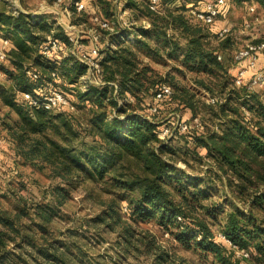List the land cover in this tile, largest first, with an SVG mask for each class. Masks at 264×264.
I'll return each instance as SVG.
<instances>
[{
    "label": "trees",
    "instance_id": "1",
    "mask_svg": "<svg viewBox=\"0 0 264 264\" xmlns=\"http://www.w3.org/2000/svg\"><path fill=\"white\" fill-rule=\"evenodd\" d=\"M182 1L183 10L163 8L166 0H162L159 10H152L146 0H128V6L139 9L155 23L157 18H166L169 24L179 28L187 38L184 64L208 75V78L199 77L195 82L212 95H220V99L221 94L227 92L224 100L210 103L197 91L175 82V89L170 85L173 94L159 103L170 104L175 98L178 106L192 111L191 117H198L197 113L203 109L222 120L218 129L204 131L196 137V145L207 150L209 171L222 179V185L233 196L230 198L233 209L227 214L222 233L233 245L250 251L251 258L246 260L259 256L261 262H264V89L253 90L248 85H235V73L232 81L228 66L218 59L220 55L216 48L208 45L211 33L217 35L219 31L214 29L218 20L207 25L210 30L200 23L190 22L184 10L194 2V7L204 6L205 2ZM260 1L264 3V0ZM98 2L105 5L101 6L104 15L115 14L112 0ZM69 8L75 18L72 20L73 24H80L81 20H85L86 8L78 11L72 1ZM153 32H157L156 27L151 31L145 30L144 34L149 36ZM50 34L60 39L62 50L59 56L44 59L40 46ZM0 35L12 41L5 59L11 62V67H0L11 80V88L3 87L0 97L19 115L17 125L10 126L9 135L26 158L48 159L54 164L58 162V174L67 182L72 180L70 184L73 188H78L73 183L76 179L71 177L72 172H78L74 168L75 162L90 170L97 178L110 173L119 186L126 189L138 188L140 195L133 209V214L137 217L142 220L155 217L157 223L167 231L177 228L176 235L186 246L214 255L222 264H243L242 259L236 256L234 247L218 236L206 218L194 212L195 201L209 195V190L217 185L216 179L191 178L189 173L178 167L170 155L176 152L175 149L161 137L167 124L161 125L135 106L137 104L143 109L147 98L155 97L166 81L158 77L152 67L140 63L124 40L115 39L117 48L109 47L100 54L101 67L97 74L106 80V85L89 84L86 89H81L76 84L72 91L78 100L85 102L80 106L87 107L93 113L89 121L92 132L98 137V144L73 153L70 161L67 153L71 152V147L56 144L46 134L48 130H59L62 125L70 131L68 120L60 112L22 101L20 94L26 91L35 94L36 90L45 88L48 84H53L66 94L64 89H73L68 88L65 81L70 84L78 82L82 75L88 73V66L74 55L65 54L66 50L73 48V43L63 25L57 23V19L24 12L11 5L10 0H0ZM113 38L115 37L111 36L109 40L113 41ZM260 42L262 41L257 40V43ZM148 44L144 43L145 46ZM28 66H33L39 74L37 79L27 75ZM86 102L90 103L87 105ZM109 108L112 109L111 112ZM159 108L160 105L158 110ZM54 118H58L59 123ZM192 119L182 118V121L190 122ZM180 132L189 133L191 129ZM29 134H39L41 137L32 138L31 143H28ZM127 161L139 167V172L130 179H121L115 171L119 164H123L120 167L124 166ZM170 188L179 192L182 197L177 199ZM54 189L49 205L36 209V215L41 218L38 225L41 233L31 231L33 234L16 238L15 234H11L10 227L14 228L13 223L0 215V264H78L81 255H75L73 245L62 241L58 237L59 233H54L55 229L49 225L55 214V198L63 204L70 191L67 187ZM85 194L91 193L85 191ZM241 205H245L248 210L245 211ZM110 206L112 208L114 204L111 203ZM111 210L104 214L114 216L115 208ZM106 217L100 214L94 221H105ZM92 221L89 222L92 224ZM66 251L72 254L68 255Z\"/></svg>",
    "mask_w": 264,
    "mask_h": 264
},
{
    "label": "rangeland",
    "instance_id": "2",
    "mask_svg": "<svg viewBox=\"0 0 264 264\" xmlns=\"http://www.w3.org/2000/svg\"><path fill=\"white\" fill-rule=\"evenodd\" d=\"M226 1L228 8L224 14L217 18V22L221 25H229L231 30L222 37L216 34L212 35L208 31L211 33L208 45L210 48H216L221 57L218 59L228 66L233 81L237 65L234 60L236 51L248 43H257V40L264 41V3L260 0ZM87 2L85 20L76 24L82 31L80 35L82 48L66 50L65 54H72L79 59L90 49V39L83 40L88 36L96 35L98 37L101 53L109 47L116 49L118 44L115 39H122L136 54L140 63L152 67L158 77L165 79L167 84L172 85L174 89L176 88L175 82L183 86L187 85L208 102V97L212 93L195 82V79L208 78V75L190 69L184 64L187 38L179 28L169 24V20L166 18H157L155 23L151 17L144 15L133 6H128L126 2L119 5L118 0H112L115 14L110 16L103 14V8H101V6H105L103 3L98 0H87ZM70 3L71 0H62L61 2L58 0H23L22 3L20 2V7L15 6V8L28 11L31 14L32 12L41 13L51 19L62 18L67 21L66 19L69 18L72 22L75 19L74 15L70 11V18L65 11ZM183 4L182 0L179 2L178 0L173 2L166 0L163 8L179 10L183 8ZM195 4L196 2L184 10L185 15L190 22L200 23L208 29L207 25L191 15L190 10ZM250 4L256 5L255 11L249 10ZM96 5L100 6V11ZM126 13L127 15H125ZM96 16L99 20L95 19ZM100 21L107 22L109 26H103ZM144 21L151 24V27H144ZM155 27L157 32H153L149 36L144 34L145 30L151 31ZM158 33H161L160 36L157 35ZM111 36L115 37L113 38L114 42L109 40ZM145 42L149 44L145 46ZM1 65L11 67V62L0 60V67ZM260 68L264 69V64ZM65 82H67L68 88L73 89H64L70 98V104L55 112H60L68 120L71 130L68 131L66 126L59 125L61 126L59 130H48L46 134L47 138L54 139L56 144L62 147H71L69 148L71 152L67 153V159L72 161L73 153L98 144V137L92 132L89 121L93 113L87 107L80 106L85 102L78 100L72 91L76 84L77 87L86 89L89 84L106 85V80L100 78L95 71L90 70L87 74L82 75L76 83L70 84L67 80ZM3 87L11 88V80L0 68V90L4 89ZM226 93H219L222 95V100ZM150 104L160 105V110L154 113L150 109L151 107L149 108ZM178 104L175 98L170 104H160L151 96L147 98L143 109L139 108L137 104L135 106L141 113L160 122L161 125L167 124L170 131L166 135L161 133V137L175 149L176 152L170 153V155L178 167L189 173L191 178L205 180L208 177H213L216 179L217 185L209 190V195L200 197V201H195L194 212L206 218L219 235L228 212L233 209L230 203L233 196L222 185V179L209 171L210 161L207 150L196 145V137L204 131L218 129L222 120L213 113L201 109L197 116L204 127L195 126L189 133L180 132L177 127L178 121H182V118L190 120L194 117H191L193 114L190 109L178 106ZM109 110L112 111L111 108ZM55 112L54 114H56ZM18 120V113L0 97V215L13 223L14 228L10 227V229L11 234H15L16 238L21 239L22 235L33 234L31 231L41 233L38 228L41 218L36 215V209L46 204L49 205L55 192L54 188L67 187L70 191L63 204L58 202L57 197L55 198L53 205L55 214L49 225L55 229L54 233H59L58 237L63 239L62 241L73 245L72 249H75V255L77 253L81 255L78 264H222L214 255H207L186 246L177 237V228L167 231L157 223V218L142 220L133 214L137 203L136 199L140 195L138 188L126 189L119 186L110 173L97 178L90 170L76 162L74 168L78 172H72L71 177L76 179L73 183L78 188H73L70 184L72 180L67 182L58 174L56 170L59 167L58 162L54 164L48 159L26 158L9 135L10 126L15 127ZM54 120L59 123L58 118H54ZM42 136L44 137V135ZM38 137L41 136L29 134L27 141L31 143L32 138ZM119 165L115 173L121 179H130L133 174L139 172V167L131 162H125L121 167ZM120 173L124 175L121 176ZM85 191L91 194H85ZM172 191L177 199L182 197L176 190L172 189ZM111 203L114 204L112 208H115L116 212L114 216L110 213L104 214L112 211ZM241 207L245 211L248 210L245 205H241ZM100 214L107 216L106 220L94 221ZM91 220H93L92 224L89 222ZM20 239L16 241L20 242ZM66 254L70 255L72 252L66 251ZM257 257L255 256L253 260L241 257L240 259L243 264H264L259 256ZM32 262L35 263L34 260Z\"/></svg>",
    "mask_w": 264,
    "mask_h": 264
},
{
    "label": "built area",
    "instance_id": "3",
    "mask_svg": "<svg viewBox=\"0 0 264 264\" xmlns=\"http://www.w3.org/2000/svg\"><path fill=\"white\" fill-rule=\"evenodd\" d=\"M62 0H58L61 2ZM149 7L152 10H159L160 4L162 0H146ZM168 1H177V0H168ZM205 2L204 6L194 7L190 10L191 15L197 19L198 21L211 25L217 21V18L224 14L228 8V4L226 0H201ZM72 3L76 6L78 11H82L85 9L86 3L84 0H73ZM70 5V4H69ZM69 5L66 8L67 14L70 16V8ZM250 11L256 10L255 4L249 5ZM35 15V14H34ZM71 18V16H70ZM96 20H99L98 17H95ZM64 21L62 18L57 19V23L63 25L66 33L69 36L70 41L73 43V48H82L80 45L81 40V30L77 27V25L71 22V19H66ZM103 26H108L107 22H102ZM249 26V23H247ZM231 30V27L227 24L223 25L217 35L222 37L226 35ZM90 39V49L85 52L79 59L88 66V71L93 72L100 71V54L101 49L98 46V37L96 35L88 36ZM0 41L4 43H0V60H5L7 58L8 50L12 46V41L0 35ZM264 45V41L260 43H248L244 47L239 48L234 57L237 63H242L244 60H247L246 64H240L238 67L237 73L234 76V83L238 87L243 85H248L249 89L258 90L264 89V69L260 68V58L261 53L264 51V48L261 46ZM62 50V44L59 38L55 37L53 34L47 36L46 40H44L40 46V53L44 59H53L55 56H59ZM219 58H221L219 56ZM27 75L32 77L33 79H37L39 74L35 72L33 66H28L26 69ZM53 75L56 73L53 72ZM173 94L172 87L164 83L160 87V89L156 92L154 99L156 102L164 100L170 97ZM21 100L26 103L35 106V107H43L45 109H50L54 111H59L63 107L70 104V98L53 84H48L47 87L36 90V93L33 92H22L20 94ZM133 100V98H130ZM264 99V95H263ZM208 102L217 103L220 102L221 99L219 97L209 95ZM150 109L155 113L158 111V106L156 104H151ZM203 127L200 119L198 117H194V121L184 122L178 121L177 127L182 131H189L193 127ZM170 129L167 127L162 134H168ZM221 239H223L228 244L232 245L235 249L236 256L244 259H248L250 257V251L247 249L240 248L236 245L232 244V241L226 237V235L222 232L218 235Z\"/></svg>",
    "mask_w": 264,
    "mask_h": 264
},
{
    "label": "crops",
    "instance_id": "4",
    "mask_svg": "<svg viewBox=\"0 0 264 264\" xmlns=\"http://www.w3.org/2000/svg\"><path fill=\"white\" fill-rule=\"evenodd\" d=\"M71 1H73V0H71ZM86 1H87V0H84L85 3H86ZM20 2L22 3L23 0H19V3H20ZM124 2L128 3V0H120V1L118 0L119 5H120V3H121V4H125ZM86 4L88 5V2H87ZM96 6H98V11H100V10H99L100 6H99V5H96ZM85 8H86V7H85ZM22 11L28 13V11H25V10H22ZM34 14H35L36 16H40V17L43 16V15H41V13H33V12H32V15H34ZM219 24H220V23L217 22V23L215 24V26H214V29H215L216 31L219 30V29L223 26V25H221V24L219 25ZM246 62H247V60H244L242 63H237V65L235 66V67H236V72H235V74L237 73V70H238V67L240 66V64H243V63L246 64ZM263 64H264V51H262V53H261V58H260V63H259V65L262 66ZM258 90H260V89H258Z\"/></svg>",
    "mask_w": 264,
    "mask_h": 264
},
{
    "label": "clouds",
    "instance_id": "5",
    "mask_svg": "<svg viewBox=\"0 0 264 264\" xmlns=\"http://www.w3.org/2000/svg\"><path fill=\"white\" fill-rule=\"evenodd\" d=\"M178 2H179V0H178ZM10 3H11V5H14L16 7H20L19 0H10ZM125 15H127V13ZM144 27L150 28L151 24H149L147 21H144ZM0 43H4V42L0 41ZM261 47L264 48V45H262ZM73 111H75V110L73 109ZM180 166L183 167V165H180Z\"/></svg>",
    "mask_w": 264,
    "mask_h": 264
}]
</instances>
